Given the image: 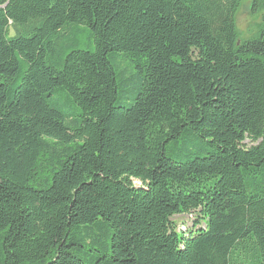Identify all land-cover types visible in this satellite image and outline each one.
<instances>
[{"label":"trees","instance_id":"obj_1","mask_svg":"<svg viewBox=\"0 0 264 264\" xmlns=\"http://www.w3.org/2000/svg\"><path fill=\"white\" fill-rule=\"evenodd\" d=\"M240 4L0 0V264H264Z\"/></svg>","mask_w":264,"mask_h":264},{"label":"rangeland","instance_id":"obj_2","mask_svg":"<svg viewBox=\"0 0 264 264\" xmlns=\"http://www.w3.org/2000/svg\"><path fill=\"white\" fill-rule=\"evenodd\" d=\"M236 27L239 42L253 38L264 27V3L254 12L253 0H241L240 8L236 15ZM247 143L249 142L247 141ZM175 222L181 229L182 227L187 229L193 226V219H188L186 215L176 217Z\"/></svg>","mask_w":264,"mask_h":264}]
</instances>
